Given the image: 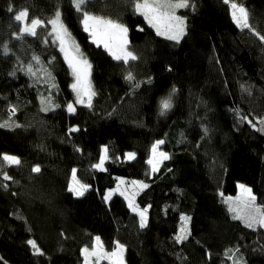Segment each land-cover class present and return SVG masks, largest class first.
<instances>
[{"label":"trees","instance_id":"trees-1","mask_svg":"<svg viewBox=\"0 0 264 264\" xmlns=\"http://www.w3.org/2000/svg\"><path fill=\"white\" fill-rule=\"evenodd\" d=\"M232 1L249 28L224 0H189L177 43L156 34L137 0H87L84 10L127 27L136 59L125 63L93 43L73 0H0V156L21 161L0 159V264H84L96 236L108 250L123 243L127 264H264V228L246 227L225 202L245 184L264 209V0ZM25 9L44 22L34 36L14 20ZM57 11L92 66V107L75 113L74 75L48 23ZM159 140L169 159L152 174ZM105 146L102 171L93 166ZM75 168L90 186L83 196L69 191ZM119 177L147 182L137 198L146 227L126 199L105 200ZM181 216L191 220L177 242Z\"/></svg>","mask_w":264,"mask_h":264},{"label":"snow or ice","instance_id":"snow-or-ice-1","mask_svg":"<svg viewBox=\"0 0 264 264\" xmlns=\"http://www.w3.org/2000/svg\"><path fill=\"white\" fill-rule=\"evenodd\" d=\"M225 3H229V0H224ZM87 3V0H73L75 9L78 12H82V24L84 31L88 32L92 37L93 43L103 44V46L108 50L109 54L115 60H123L125 63L129 59H136V57L129 51L126 50L127 46V32L128 29L123 24H120L114 20L106 19L102 16L91 15L88 11L84 10L82 6ZM189 7V0H137L135 3V10L137 13L142 15L145 21L149 26L155 28L156 34L164 36L166 39L179 41L186 34V22L185 19L176 15V10L181 8ZM232 8V19L240 28H249L250 24L248 21V12L247 10L237 3H231ZM9 11H12V8H9ZM14 20L19 22L21 25L19 31L21 33H26L29 35H36V29L44 23L39 19H29V13L27 9L19 11L14 16ZM53 27V33H55V38L59 41L60 51L64 53V58L68 62L69 67L72 69L73 75L75 76V83L71 85L72 90L76 94V104L86 105L87 107H92V98L96 93L92 90L91 83L88 79L90 75L91 65L88 64L86 59L80 58L79 46L75 44V41L72 40L71 34L68 32L67 28L61 22V14L59 11L55 13V18L48 21ZM142 30V29H141ZM259 35V34H257ZM120 38L122 43L114 48L112 46V41ZM261 40H264V36H260ZM7 51V49H5ZM29 72L32 71L31 67L28 69ZM34 74V73H33ZM132 79L131 75L128 77ZM175 89H173V92ZM86 98V99H85ZM172 107L170 97L164 99L161 102V114L163 115L168 109ZM69 112H74L75 108L72 103L67 105ZM47 110V109H45ZM13 112L15 109L12 110ZM264 123V121H262ZM7 123L0 124V127H8ZM71 132L78 131L77 128H71ZM264 131V129H261ZM163 140L157 141L153 147V158L149 159L148 163L152 165V171L155 172L158 170L159 163L163 160L169 159L167 153L158 152L159 145L163 144ZM157 156L159 159H157ZM127 159H134V153H127ZM4 162L8 165H19L21 163L20 159L13 155L3 154L0 156ZM108 159V148L105 146L102 149V155L100 157V162L93 167L105 170L104 163ZM33 172H39V166H35L32 169ZM5 180H10L11 177L7 174L4 175ZM124 181H120V184H123ZM133 185H138L141 189L147 188V184H143L139 181H133ZM89 185L82 184L76 177V169L72 170V183L69 185V191L73 192L76 196H83L88 190ZM239 188L242 191L243 198L238 197L237 199L241 202V207L233 208L229 207V211L235 212L236 215L234 219H241L245 222L246 227L252 228L254 225H259L261 228H264V209H261L256 205V197L252 194L250 188L245 187L244 185H239ZM114 191H118L120 195L124 196L125 192L121 191L119 185L117 189L109 191L105 195V200H108L113 195ZM223 195V193H221ZM125 199L128 200L129 208L138 214L140 218V227L144 228L147 226V208L141 210L138 205L134 202L133 196H125ZM232 198L229 197L225 202L230 201ZM183 222L179 234L176 235L175 239L177 242H182L187 239L188 235V223L191 220L190 217L181 216ZM96 246L89 251L86 247L82 250V253L85 257V264H88L90 257H97L99 259H108L111 261V264H124L123 253L124 246L116 243L115 249L106 253L103 251V246L101 244L100 238L96 237ZM28 244L35 249L36 254L43 255L41 250L37 247V244L33 240H29Z\"/></svg>","mask_w":264,"mask_h":264},{"label":"rangeland","instance_id":"rangeland-1","mask_svg":"<svg viewBox=\"0 0 264 264\" xmlns=\"http://www.w3.org/2000/svg\"><path fill=\"white\" fill-rule=\"evenodd\" d=\"M231 3H237L238 5H241L240 3L236 2V1L229 0L230 7H231ZM241 6H243V5H241ZM243 7H244V6H243ZM244 8H245V7H244ZM182 9H185V8L177 9V10H176V15H178V16L184 18V17L182 16V14L180 13V11H181ZM231 11H232V8H231ZM90 14H91V13H90ZM91 15H94V14H91ZM95 16H97V15H95ZM102 17H103V16H102ZM54 18H55V17H54ZM54 18H53V19H54ZM104 18H105V17H104ZM106 19H108V18H106ZM184 19H185V18H184ZM248 21H249V20H248ZM61 22H62L63 25L65 26V24H64V22H63V20H62V17H61ZM116 22H117V21H116ZM185 22H186V19H185ZM118 23H120V22H118ZM120 24H121V23H120ZM42 25H44V23H43ZM51 26H52V25H51ZM124 26H125V25H124ZM52 27H53V26H52ZM65 27H66V26H65ZM38 28H39V27H38ZM38 28H37V29H38ZM66 28H67V27H66ZM37 29H36V30H37ZM67 30H68V28H67ZM68 32H69V30H68ZM52 33H53V30H52ZM69 33H70V32H69ZM21 34L24 35V34H26V33H21ZM70 34H71V33H70ZM53 36H54V38H55V33H53ZM71 38H72V40L75 41V44L79 46L78 42L76 41V39H75L72 35H71ZM91 39H92V37H91ZM55 40H56V38H55ZM56 41H57V40H56ZM57 42H58V44H59V41H57ZM121 43H122V40H121L120 38H117V39H115V40L112 41V46H113L114 48H116V47H118ZM96 44H97V43H96ZM99 45H102V46H103V44H99ZM103 47H104V46H103ZM126 50L129 51V52H131V53L134 55V53L129 49L128 32H127V46H126ZM79 53H80V58H82V59H86V57L83 55V53H82V51H81L80 46H79ZM134 56H135V55H134ZM86 60H87V59H86ZM129 60H130V59H129ZM129 60H128V61H129ZM87 62H88V64L91 65V63H90L89 60H87ZM71 70H72V69H71ZM89 72H90V75L88 76V79H89V81H90V83H91L92 90L94 91V87H93V84H92V66H91ZM74 83H75V76H74ZM85 99H86V98H85ZM75 101H76V100H75ZM75 101L72 102V104L74 105L75 111H74V112H70V113H75L76 110H77V106L81 105V104H76ZM92 101H93V98H92ZM85 106H86V105H85ZM260 121H264V119H262V120H260ZM161 145H162V144H161ZM161 145H159V148H158V150H157L158 152H163L162 149H161ZM128 153H129V152H128ZM131 153H134V152H131ZM134 154H135V153H134ZM135 157H136V154H135ZM152 158H153V152H151V158H150V159H152ZM134 159H135V158H134ZM157 159H159L158 156H157ZM128 160H133V159H128ZM163 161H164V160H163ZM163 161L159 163L158 170L161 168ZM104 164H105V163H104ZM150 167H151V172H152V174L158 171V170H157V171L153 172V171H152V165H150ZM75 169H76V177H77V179L80 181V183H82V184H86V183H84V182L80 179L79 174H78V169H77V168H75ZM120 181H124V183H123V184H120ZM133 181H139V182H142L143 184H147V182H145V181H143V180H139V179H127V178H124V177H119V178L117 179L116 185H115L113 188H109V189L106 191V194H107L109 191H113V190L117 189V187H118V185H119L120 190H121V191H124V192H125V195L122 196V195H120V193H119L118 191H114V192H113V195L111 196V198L108 199V200H106V201H107V202H110V201L112 200V198H113L114 196H116V195H118V196H120V197H122V198H124V199H125V196H130V197H131V196L134 195V202H135V204L138 205L139 208H140L141 210H143L144 208H143L142 206H140V204H139L138 201H137V198H138L139 194H140L145 188L141 189L138 185H133V184H132ZM71 183H72V176H71L70 184H71ZM86 185H87V184H86ZM147 185H148V184H147ZM240 185H241V184H240ZM242 185H244V186L247 187V188H250L249 186H247V185H245V184H242ZM89 188H90V186H89ZM89 188H88V189H89ZM250 189H251V188H250ZM251 190H252V189H251ZM86 192H87V191H86ZM86 192H85V193H86ZM252 194H253V191H252ZM253 195H254V194H253ZM229 197H231L232 199H231L230 201L226 202V204L228 205V207H233V208H239V207H241V202H240V200L237 199L238 197H240L241 199L243 198V194H242V191H241L240 188H239V193H238L237 196H226V197H225V201H226V199L229 198ZM126 201H127V203H128V200H127V199H126ZM255 203H256L257 206H259L261 209H263V207L257 202V200L255 201ZM132 212H133V211H132ZM230 212H231V211H230ZM134 213H135V212H134ZM136 214H137V213H136ZM231 214H232L233 216L236 215L235 212H231ZM137 215H138V214H137ZM148 219H149V215H148V211H147V222H148ZM238 220L242 221V222L245 224V222H244L243 220H241V219H238ZM253 228H260V226H259V225H254ZM96 237H99V238H100V241H101V244H102V246H103V251H104V252H106V253H110V252L113 251V250H108V249L106 248V246L104 245L103 239H102L100 236H96ZM119 244H121V245L124 246L123 261H124V264H127V263H126V246H125L123 243H121V242H119ZM95 246H96V240L94 241L93 246H91V247H87V248L89 249V251H92V249H93ZM115 247H116V246H115ZM85 248H86V247H85ZM114 249H115V248H114ZM104 262H106V263H110V264H111V261H110V260H108V259H99V260H97V257H95V256L90 257L89 260H88V264H103ZM84 264H85V257H84Z\"/></svg>","mask_w":264,"mask_h":264}]
</instances>
